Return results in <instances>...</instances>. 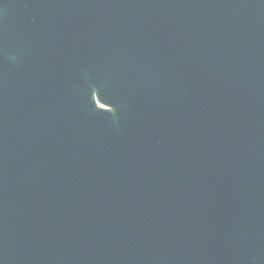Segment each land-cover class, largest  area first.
Listing matches in <instances>:
<instances>
[{
    "label": "water",
    "instance_id": "1",
    "mask_svg": "<svg viewBox=\"0 0 264 264\" xmlns=\"http://www.w3.org/2000/svg\"><path fill=\"white\" fill-rule=\"evenodd\" d=\"M0 264H264V0H0Z\"/></svg>",
    "mask_w": 264,
    "mask_h": 264
}]
</instances>
